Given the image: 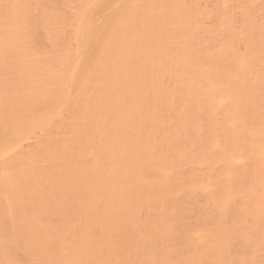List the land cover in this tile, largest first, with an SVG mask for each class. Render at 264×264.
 Instances as JSON below:
<instances>
[{"label": "bare ground", "instance_id": "obj_1", "mask_svg": "<svg viewBox=\"0 0 264 264\" xmlns=\"http://www.w3.org/2000/svg\"><path fill=\"white\" fill-rule=\"evenodd\" d=\"M0 264H264V0H0Z\"/></svg>", "mask_w": 264, "mask_h": 264}]
</instances>
